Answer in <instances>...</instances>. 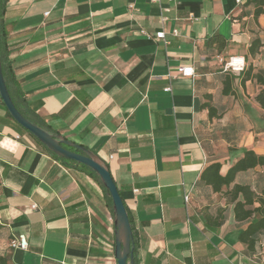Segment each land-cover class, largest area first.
Masks as SVG:
<instances>
[{
  "label": "crops",
  "instance_id": "obj_1",
  "mask_svg": "<svg viewBox=\"0 0 264 264\" xmlns=\"http://www.w3.org/2000/svg\"><path fill=\"white\" fill-rule=\"evenodd\" d=\"M254 10V0L0 6L1 61L16 108L106 164L133 228L134 264H264V234L246 250L238 236L247 224L235 221L234 204L200 183L212 163L223 176L244 150L264 155L260 86L243 80L247 70L252 77L264 69V8L257 18ZM141 30L164 32L166 43ZM216 35L226 42L220 51L206 44ZM254 40L261 46L250 53ZM231 56L245 58L242 74L223 71L220 61ZM187 66L192 77L180 72ZM17 125L0 99V257L7 264H108L109 196ZM233 184L263 197L264 167L238 173ZM19 234L28 241L24 251L10 247Z\"/></svg>",
  "mask_w": 264,
  "mask_h": 264
},
{
  "label": "trees",
  "instance_id": "obj_2",
  "mask_svg": "<svg viewBox=\"0 0 264 264\" xmlns=\"http://www.w3.org/2000/svg\"><path fill=\"white\" fill-rule=\"evenodd\" d=\"M5 1L7 0H0V6ZM254 4H255L254 17L257 18L259 15L263 13L264 0H254ZM0 34H1L0 56L1 59H3L4 33L1 28V25H0ZM206 44L208 46L209 45L215 46L216 49L219 51L226 46L225 40L219 35L213 36L212 38L208 39ZM259 46H261V42L259 40H254L250 46V53H253L254 50L257 49ZM2 73L5 78V72L3 70V67H2ZM250 78L254 79L256 84L260 86V90L258 94L255 96V101L260 106V108L264 109V69L254 74L252 77L250 76V70H247L245 72V76L243 77V80H248ZM229 89H230V78L227 77L223 83V94H228ZM211 109L212 108H209V112L211 111ZM38 126H43V124L38 123ZM36 141L40 145H42L38 140ZM48 152L62 163L67 165H73L83 171H86L100 184L97 176L86 166L78 164L71 160L62 159L60 157H57L50 151ZM220 167L221 165L218 162L208 165L200 175V183L209 186L214 193H222L224 196L228 198L229 202L234 204L233 212H234L235 221L240 225L247 224L246 228L239 233L238 240L245 246L246 250L252 252L259 240V237L264 234V196L258 197L248 185H240L233 183L238 173L246 172L256 167H264V155H257L252 150H244L242 158H240L237 162H235L229 168L227 173L223 176L220 174ZM231 184H233V186L231 187V189H228ZM223 187H226L227 189L222 190ZM104 191L106 192L105 189ZM132 232H133V228H132ZM135 250H136V241L134 239V251ZM0 264H7L5 258L0 257Z\"/></svg>",
  "mask_w": 264,
  "mask_h": 264
},
{
  "label": "water",
  "instance_id": "obj_3",
  "mask_svg": "<svg viewBox=\"0 0 264 264\" xmlns=\"http://www.w3.org/2000/svg\"><path fill=\"white\" fill-rule=\"evenodd\" d=\"M0 99L12 120L38 140L48 151L62 159L71 160L86 166L97 176L101 186L106 190V194L111 200L114 224L113 256L116 264H134V238L131 222L108 167L90 150L71 142L60 135L52 134L22 115V113L16 108L9 94L2 73L1 56Z\"/></svg>",
  "mask_w": 264,
  "mask_h": 264
},
{
  "label": "built area",
  "instance_id": "obj_4",
  "mask_svg": "<svg viewBox=\"0 0 264 264\" xmlns=\"http://www.w3.org/2000/svg\"><path fill=\"white\" fill-rule=\"evenodd\" d=\"M174 1L175 0H149L151 4H157V5H160L163 2L173 3ZM236 1L239 2L240 0H236ZM129 7L132 8V5H130ZM140 33L145 35L149 39H153L158 42L162 41L166 43L164 32H157L154 37L146 34L143 30H141ZM173 33L177 34V31H174ZM220 62H222V68L224 72H230L235 75L242 74L246 68V60L244 57H241V56H231L226 61L221 60ZM180 72L182 76L184 77H192L194 75V70L192 66L183 67L180 69ZM183 199H184L185 205H187L189 202V195L188 194L184 195ZM32 208H35V205H33ZM10 247L12 249H17V250H22V251L26 250L28 247V241H27L26 236L24 234H19L16 237H14L10 241ZM106 247L108 248L111 254V256L109 257L108 264H116L115 258L113 256V250H114L113 244L107 243Z\"/></svg>",
  "mask_w": 264,
  "mask_h": 264
}]
</instances>
